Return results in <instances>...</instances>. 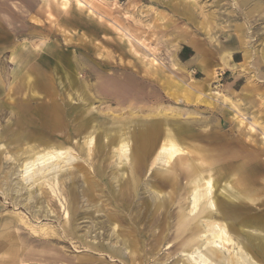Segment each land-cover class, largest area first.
I'll use <instances>...</instances> for the list:
<instances>
[{
    "label": "rangeland",
    "instance_id": "rangeland-1",
    "mask_svg": "<svg viewBox=\"0 0 264 264\" xmlns=\"http://www.w3.org/2000/svg\"><path fill=\"white\" fill-rule=\"evenodd\" d=\"M62 1L0 0V264H190L211 216L191 213L185 170L175 166L171 194L150 160L120 163L116 140L128 132L145 156L168 124L200 170L224 144L264 162V0ZM51 144L82 158L59 175L63 199L38 183L18 188L11 175L9 156ZM216 181L211 220L230 204L262 220L243 229L227 217L236 243L227 247L236 252L250 237L264 245V193L256 204L231 201L237 189ZM152 185L168 195L159 211Z\"/></svg>",
    "mask_w": 264,
    "mask_h": 264
},
{
    "label": "bare ground",
    "instance_id": "bare-ground-1",
    "mask_svg": "<svg viewBox=\"0 0 264 264\" xmlns=\"http://www.w3.org/2000/svg\"><path fill=\"white\" fill-rule=\"evenodd\" d=\"M62 3L63 5H66L67 0H63ZM4 68H6V65ZM4 68H2V70ZM107 137L109 138V136ZM151 137L152 135L149 133L147 137L143 138V140L149 143ZM83 141L88 153L87 159H91L96 144V130H90L89 132H87L84 136ZM116 141L117 144L114 148V151L120 163H131L132 161H134V165L138 167L141 165L140 162L150 160L151 164L149 167V171L151 172V176L158 172H162L163 174H165L167 182L173 189V192H171V194L174 193L176 187V185L173 183L174 181H176L175 166L177 165L185 170L186 180L190 192V201L192 205L191 213L200 209L201 207H204L206 209L205 212L208 211L207 214L211 216L210 220H207L205 223V227L207 228V230L205 233V238L202 240V245L200 247H196L192 253L188 254L190 264H260L258 261L264 260V245L256 243L254 241V239L256 238H251L249 236L250 238H248L247 241L249 244L246 245L244 243L242 247L238 246V250L236 252H234V248L229 249V247H227L228 245L234 246L236 244L230 234L229 226L226 223L228 219L227 217L235 218L236 220H238L239 225H241L243 229L247 228V226L245 225L250 222L259 221L258 224H260L262 220L260 221V219L257 218H249L248 211L246 209L234 207V204L229 205L227 210L229 213L227 212V215H224L221 220H218L216 218L214 220H211L214 216V213H218V209L214 199V197L217 196V192L219 189L216 180H225L227 181V184L232 188V190L234 188L237 189L236 194L232 195L231 198L229 197V200L247 202V204H256L264 193V189H261L264 186V162L257 161L255 160V158H247L246 160H243V157H241L242 155L238 152L239 148L236 145L224 144L214 151L217 152V156L211 159H202L205 162L210 161V163H207V166L203 170H200L196 167L193 160L189 158L188 152L177 141L173 130H171L168 124H166L165 135L160 142V145L158 147L155 145L153 149L156 150L154 152H147L145 156H142V153L136 155L137 153L134 152L133 142L128 132H123ZM8 159L15 164L11 175H18L20 178L21 183L20 185L18 184V188H33V186L38 183L39 187L41 188H49L53 195H57V193L59 192V195H57V197L59 196V198L61 197L63 199V193L65 192L63 189L64 182L59 180V175H61V173L65 170L71 169L72 171L74 169V165L80 163L82 158L78 154L74 153L69 147L51 144L47 146L45 145L43 147H31L18 156H9ZM75 168L79 167L76 166ZM145 171L146 170H144V172ZM93 179L90 178L86 181V184L88 182L87 188L89 189L90 193L94 192V188L96 187V183ZM8 182L9 180L7 181V183ZM4 186H6V184H4ZM14 186L16 187V185ZM150 191L153 195H157L159 199L156 210L159 211L160 209H163L168 195L163 194V192L159 193V191H157L153 185L151 186ZM16 192L18 193L19 190H17ZM125 194L126 193L123 192L122 196H124ZM219 195L222 196V193L219 192L218 196ZM60 205L63 208L65 206L62 201H60ZM67 215L69 220V213H66V218ZM14 216L18 222L29 226L25 223V219H23L21 216H19L18 214H14ZM136 217L138 216L136 215ZM242 228H238L239 233L243 232ZM29 229L34 234H38L39 232V234L44 235L45 237L54 236L52 232L48 231L49 228L41 227L35 229L30 226ZM30 230L28 231L30 232ZM222 250H225L227 255ZM253 251L256 253L255 255L252 253Z\"/></svg>",
    "mask_w": 264,
    "mask_h": 264
}]
</instances>
